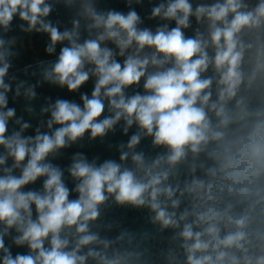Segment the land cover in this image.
<instances>
[{"label": "clouds", "instance_id": "obj_1", "mask_svg": "<svg viewBox=\"0 0 264 264\" xmlns=\"http://www.w3.org/2000/svg\"><path fill=\"white\" fill-rule=\"evenodd\" d=\"M123 3L0 0V264H264V0Z\"/></svg>", "mask_w": 264, "mask_h": 264}, {"label": "crops", "instance_id": "obj_2", "mask_svg": "<svg viewBox=\"0 0 264 264\" xmlns=\"http://www.w3.org/2000/svg\"><path fill=\"white\" fill-rule=\"evenodd\" d=\"M153 2L157 3L158 0H153ZM151 6L152 5L148 3V0H144L143 6H136V7H137V11L142 16H146L150 12ZM116 7L118 8V10L126 11L123 0H118ZM146 23L149 24L150 26H153V27L155 26V22L146 21ZM26 46H27L26 54L22 56L18 61V64L21 67L26 63H31L33 60H35L38 57L40 58L44 57V54L42 51L43 45H42L41 38L39 36L34 37V39L31 42H26ZM91 88H92V85L89 82L87 85L84 86V88L81 89V91H87L90 93ZM38 96H39V99L35 102L38 105L40 103H43V97L45 96H51L53 99H55L56 97L66 98V99H73V98L78 99V94H70L67 92L66 89L60 90L58 88L51 87L48 85H44L42 88L38 89ZM120 139H125V138L119 135V140ZM102 148L103 147L97 149V151L101 154H102ZM38 186L39 185H37V187Z\"/></svg>", "mask_w": 264, "mask_h": 264}, {"label": "trees", "instance_id": "obj_3", "mask_svg": "<svg viewBox=\"0 0 264 264\" xmlns=\"http://www.w3.org/2000/svg\"><path fill=\"white\" fill-rule=\"evenodd\" d=\"M118 0H110V3L116 7ZM109 142L115 143L117 140H119V134H117L116 137H109ZM145 144H147V142H145ZM102 157L103 158H116L117 154L115 153V151H107L106 148H102ZM62 163L66 164L67 161H62ZM131 215V214H130ZM23 251V250H20Z\"/></svg>", "mask_w": 264, "mask_h": 264}, {"label": "water", "instance_id": "obj_4", "mask_svg": "<svg viewBox=\"0 0 264 264\" xmlns=\"http://www.w3.org/2000/svg\"><path fill=\"white\" fill-rule=\"evenodd\" d=\"M91 83V82H90ZM91 85H92V83H91Z\"/></svg>", "mask_w": 264, "mask_h": 264}]
</instances>
